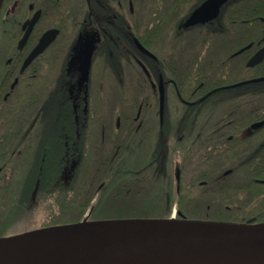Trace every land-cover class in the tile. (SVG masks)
<instances>
[{
    "label": "trees",
    "instance_id": "trees-1",
    "mask_svg": "<svg viewBox=\"0 0 264 264\" xmlns=\"http://www.w3.org/2000/svg\"><path fill=\"white\" fill-rule=\"evenodd\" d=\"M28 2L21 0L18 11ZM10 3L4 0L0 13V237L84 220L171 218L175 207L177 219L264 222V169L244 167L238 153L223 150V142L221 151L198 154L194 166L182 159L190 155L172 151L211 145L203 120L188 124L207 127L199 137H191L190 129L184 138L178 135L179 119L194 113L177 105L171 92H180L181 84L188 90L201 82L226 83V64L233 60L212 57L206 45L198 59L180 55L194 42L181 48L178 39V14L187 8L166 10L152 2L151 35L135 36L156 58L141 55L134 42L98 47L80 85L77 75L59 71L69 60L41 58L19 72L24 57L12 49L22 20L10 15ZM232 11L239 19V7ZM131 13L121 9L108 17L143 18L144 8ZM260 14L259 1L247 0L246 37L233 42L231 52L259 39ZM130 47L135 57L124 55ZM139 63L155 83L170 80L162 110ZM193 71L198 80L183 79ZM207 108L197 113L206 117Z\"/></svg>",
    "mask_w": 264,
    "mask_h": 264
},
{
    "label": "flooded vegetation",
    "instance_id": "flooded-vegetation-1",
    "mask_svg": "<svg viewBox=\"0 0 264 264\" xmlns=\"http://www.w3.org/2000/svg\"><path fill=\"white\" fill-rule=\"evenodd\" d=\"M10 1L8 8L10 15L15 12V19L22 20L19 37L16 41V50L12 49L13 55L24 57L19 72L22 74L33 62L41 58L69 60L68 66L59 71L77 75L78 79L75 82L80 85H83L84 74L89 68L91 56L98 47L104 46L107 49L118 40L134 42L141 55L145 54L148 58H156L139 47V40L135 36L136 32H139L150 37L153 21L150 18L152 2L160 1L159 6L162 5L166 10L176 7L182 11L187 8V13L180 12L178 14V39L183 41L181 48L187 47L186 42L189 40L194 42L192 47L189 46L186 50L181 51L180 55L193 60L198 59L205 53L206 45L208 54H211L212 57L227 54L233 60H229L226 64V83L219 85L214 82L205 85L204 82H201L188 90L184 89L190 87L189 85L181 84L179 87L176 85V90L182 89V92H171L170 96L177 105L188 106L189 110L194 113L179 119L181 127L178 135L184 138L188 135L187 129H190L191 137L194 132H196L195 136L199 137L208 127L207 135L210 137L209 144L211 145L208 148L175 147L172 151L175 153L185 152L186 155H190V157L185 156L182 159L188 161L187 163L191 162L194 166L196 164L193 163V160L198 158V154L221 151L220 145L223 142L225 145L223 150L229 153H238L244 167L264 169V56L258 63L249 64L253 56L264 49V0H258L263 13L258 16L259 39L256 42L245 44L233 52H231V44L238 40L242 41L246 37L248 29L247 0H224L218 7L214 2L216 0H30L25 7L20 6L19 11L18 5L21 0ZM175 2L177 3L175 4ZM136 7L144 8L143 18L117 19L108 17L111 14L117 15L121 9H129L131 14L135 15ZM238 7L240 9L239 19L232 11ZM36 15L39 16L38 20L25 43L21 45V41L29 29V25L26 27L24 25ZM158 21L160 20L158 19ZM163 22L167 23V21ZM48 31L55 32L54 39L25 70H22L25 59L38 46ZM163 38L165 39L166 35ZM130 48L126 49V52L123 51L124 55L130 54L135 57V50ZM222 48L225 51H221ZM146 49L148 50V48ZM249 49L251 51H248ZM11 59L9 58L7 62L10 63ZM139 64L148 75L149 86L158 92L160 106V89L164 90L165 103L166 93L170 92L166 83L170 80L166 81L161 78L160 83H155L145 68L146 66L142 63ZM213 75L211 74V77ZM191 76L195 77V80L199 78L198 73L193 71L184 73L183 79H189ZM17 81L18 78H15L13 83L16 84ZM14 84H12V88ZM8 94V91L5 92L6 97ZM0 97H3V83L0 85ZM206 107H208L207 111L211 112L206 117L197 113L202 112ZM216 108H219L221 113H218ZM140 114L141 108L134 118L135 121L139 120ZM200 118L202 119L200 120ZM202 120L206 122L207 127L203 124L188 126L190 122L199 124ZM179 159H177V164L180 163ZM231 170L228 169L225 174H229ZM178 176L179 172L177 181L180 180V176L179 179ZM262 181L264 182V180ZM176 216L177 209L175 207L172 217L176 218Z\"/></svg>",
    "mask_w": 264,
    "mask_h": 264
},
{
    "label": "water",
    "instance_id": "water-1",
    "mask_svg": "<svg viewBox=\"0 0 264 264\" xmlns=\"http://www.w3.org/2000/svg\"><path fill=\"white\" fill-rule=\"evenodd\" d=\"M224 0L214 1L218 7ZM4 0H0V11ZM38 15L26 22L27 40ZM48 31L25 59L22 70L54 39ZM139 47L150 56L140 42ZM264 49L249 61L258 63ZM164 90L160 89V109ZM179 179V176H178ZM43 236L47 241L27 264H264V222L232 223L187 218H119L84 220L0 237V249L20 250L18 240Z\"/></svg>",
    "mask_w": 264,
    "mask_h": 264
},
{
    "label": "bare ground",
    "instance_id": "bare-ground-1",
    "mask_svg": "<svg viewBox=\"0 0 264 264\" xmlns=\"http://www.w3.org/2000/svg\"><path fill=\"white\" fill-rule=\"evenodd\" d=\"M47 241L43 236L21 238L18 240L20 250L16 251L10 247L0 249V264H27L40 247ZM149 264H187L182 261H162Z\"/></svg>",
    "mask_w": 264,
    "mask_h": 264
}]
</instances>
